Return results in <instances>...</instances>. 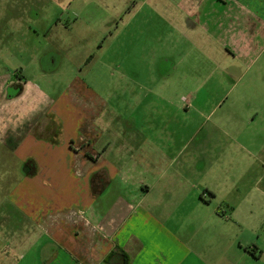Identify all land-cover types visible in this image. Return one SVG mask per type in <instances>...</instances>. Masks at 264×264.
Returning <instances> with one entry per match:
<instances>
[{
  "label": "rangeland",
  "instance_id": "rangeland-1",
  "mask_svg": "<svg viewBox=\"0 0 264 264\" xmlns=\"http://www.w3.org/2000/svg\"><path fill=\"white\" fill-rule=\"evenodd\" d=\"M177 2L0 0V93L9 85V93H15L21 75L29 85L19 104L34 108L32 86L54 100L70 89L76 98L68 100L64 93L66 113L58 105L38 119L31 113L29 122H51L55 139L60 138V122L74 141L81 136V125L75 122L85 112L78 104H93L94 112L101 105L113 108L117 120L104 136L110 143L114 140L112 155L123 145L126 151L117 161L126 164L131 161L129 145L147 151L145 168H137L141 171H135L129 185L143 179L167 185L204 181L217 192L209 207L191 204L151 211L180 239L182 264H264V182L255 189L243 171L250 161L240 146L257 151L263 144L264 149V71L254 76L259 65L264 69V32L253 48L259 59L241 76L245 64L225 54L219 58L211 53L214 47L192 48L176 37ZM42 70L47 75L42 76ZM1 100L2 94L0 112L8 110ZM2 117L0 113V122ZM111 133L118 137L111 138ZM39 134L47 137L50 132ZM9 140L0 141L1 206L25 166L32 164V159L21 162L11 152ZM164 169L169 170L160 181ZM119 178L114 184L122 193ZM119 193L112 191L106 198L110 201ZM233 207L235 219L229 213ZM0 212L8 227H14L10 215L15 207L4 204ZM9 242L2 238L0 264H34V249L20 255L4 249Z\"/></svg>",
  "mask_w": 264,
  "mask_h": 264
},
{
  "label": "crops",
  "instance_id": "crops-1",
  "mask_svg": "<svg viewBox=\"0 0 264 264\" xmlns=\"http://www.w3.org/2000/svg\"><path fill=\"white\" fill-rule=\"evenodd\" d=\"M263 10L264 0H178L175 13L178 20L174 19L173 28L176 37L192 48L214 47L217 52L211 53L220 54L219 58L225 54L245 64L243 76L259 59L253 48L264 32ZM263 71L261 64L255 78ZM41 75L47 74L42 70ZM21 78L20 75L17 79L21 84L15 93H9L11 85L0 93L4 108L10 107L0 112L3 113L0 141L3 143L10 137L7 143H12L13 149L9 150L21 162L32 159V164L29 168L25 166L27 170L0 204L2 209L8 203L15 207L10 215L14 227H8L5 214L0 212V243L2 238L10 240L4 249L20 255L34 249V264H123L121 253L129 257V264H182L180 239L165 230L151 211L186 205L209 207L217 199L214 187L204 181L201 185H167L148 183L145 179L129 185L137 168H145L147 151L142 145V150L129 145L127 156L131 161L126 164L117 161L118 155L126 151L123 145H118L112 155L114 140L110 143L104 136L117 120L113 108L101 105L94 112L93 104H78L85 112V117L80 114L82 119L75 122L81 125V136L74 141L65 123L60 122V138L55 139L51 122L44 125L29 122L31 113L34 111V118L38 119L42 112L57 105L65 112L68 104L61 105L63 95L75 100L74 91V96L69 89L54 100L34 85V108L27 104L23 108L19 102H24L29 81ZM13 80L14 77L9 82L13 84ZM39 132H50L52 136L44 137ZM116 136L111 133V138ZM75 142L78 146L74 147ZM240 146L244 158L250 161L243 171L250 175L257 190L264 182L263 144L257 151L241 143ZM168 170H162L160 181ZM175 176L183 179L184 174L176 171ZM117 178L124 187L122 193L116 190ZM112 191L119 194L109 201L106 197ZM200 191L202 194L198 195ZM159 212L157 216H161ZM229 213L235 219L236 208H230ZM219 219L225 222L220 216Z\"/></svg>",
  "mask_w": 264,
  "mask_h": 264
},
{
  "label": "trees",
  "instance_id": "trees-1",
  "mask_svg": "<svg viewBox=\"0 0 264 264\" xmlns=\"http://www.w3.org/2000/svg\"><path fill=\"white\" fill-rule=\"evenodd\" d=\"M121 257L123 258V264H129V257L125 253H121Z\"/></svg>",
  "mask_w": 264,
  "mask_h": 264
}]
</instances>
